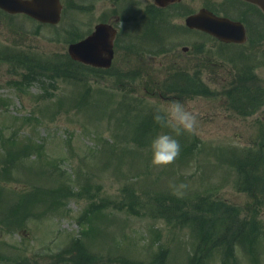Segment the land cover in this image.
I'll use <instances>...</instances> for the list:
<instances>
[{"label":"rangeland","instance_id":"1","mask_svg":"<svg viewBox=\"0 0 264 264\" xmlns=\"http://www.w3.org/2000/svg\"><path fill=\"white\" fill-rule=\"evenodd\" d=\"M92 1L63 0L66 15L57 27L0 11V264H150L165 250L164 264H188L199 242L193 225L155 218L153 207L138 205L136 211L142 214L126 209L132 200L147 199V191L168 189L178 198L211 191L212 200H224L235 208L236 225L252 217L261 225L256 250L237 245L234 255L224 259L227 250L221 244L211 249L203 264H223V260L224 264H264V186L256 187L254 193L246 190L236 167L225 160L230 150H235L237 158L247 156L255 142L252 138L264 126V74L248 81L253 86L251 82L257 80L253 94L261 93L252 110L256 111L239 115L229 107L224 73H207L210 95L186 94L178 100L146 94L140 81L127 79L121 71L95 74L71 65L68 46L72 40L65 41L66 30L74 41L90 33L95 18ZM97 2V7L107 6L104 0ZM198 3L194 0L192 10ZM188 12L184 9L174 18L185 23ZM171 36L165 41L167 47L178 42L175 33ZM232 55V49L224 50L226 65L234 64ZM175 58L168 52L145 54L141 64L150 71L160 70L165 78ZM132 62L119 58L115 65L127 73L135 65ZM71 69L75 75L69 74ZM248 91L243 86L235 88V93L246 96ZM173 101L197 116V133L175 136L156 124L149 128L147 144L138 146L132 140L136 116L149 115V119ZM160 133L174 135L180 154L166 167H152L150 143ZM196 138L199 144L187 150ZM35 145L41 147L35 149ZM260 146L256 154L264 153ZM10 154H14L11 160ZM36 154L42 156L36 158ZM72 175L78 179L76 186L69 184ZM126 186L136 191L135 199L130 190L124 191ZM95 199L105 207L82 224L81 215ZM19 200L35 213L26 219L25 230L16 218L8 219L9 209H5ZM222 210L225 216V207ZM75 238L83 239L85 247L73 244Z\"/></svg>","mask_w":264,"mask_h":264},{"label":"flooded vegetation","instance_id":"2","mask_svg":"<svg viewBox=\"0 0 264 264\" xmlns=\"http://www.w3.org/2000/svg\"><path fill=\"white\" fill-rule=\"evenodd\" d=\"M104 1L105 8L101 4L97 7V0L92 1L90 9L95 18L90 33L100 23L112 28L115 62L119 58L130 61L142 59L145 54L168 52L177 58L167 70L189 74L193 80L189 84L199 87L201 95L209 87L207 73H224L222 79H228L225 83L232 84L234 90L248 88V95H244L236 108L238 114H250L261 99L260 91L253 94L257 80L251 82L253 86L248 81L256 74H264V0H199L200 6L194 10V0ZM184 9L190 12L185 15V23H179L175 14ZM206 9L234 22V40L223 41L200 26L187 25L189 16ZM201 23L208 24V14ZM173 33L178 42L165 46ZM227 49L233 50L234 64L229 60L232 65H226L223 59Z\"/></svg>","mask_w":264,"mask_h":264},{"label":"trees","instance_id":"3","mask_svg":"<svg viewBox=\"0 0 264 264\" xmlns=\"http://www.w3.org/2000/svg\"><path fill=\"white\" fill-rule=\"evenodd\" d=\"M68 33L67 37H65V41L73 40V34ZM71 65H76L82 69L92 70L93 73H107L108 71L100 70L93 68L88 65H84L82 63L70 60ZM70 75H75L76 72L69 70ZM90 88L86 91L85 96H88ZM84 98H82L83 103ZM134 110V108H132ZM154 115H150L149 119H146L143 114L137 118L136 116V132L132 137V140L138 146H144L147 144L149 128H152L153 125H156L154 121ZM15 136V134H13ZM14 136L8 137L10 141H13ZM199 144V139H195L191 144H188L187 150L191 148H195L196 145ZM40 145H35L34 148H40ZM37 151V150H33ZM42 156L41 154H36L35 157L39 158ZM253 153L251 157H247V161L237 158L236 154L229 153L228 156L225 157L227 163L232 164L236 167V171L239 174V178L241 180V184H246L245 188L252 193L255 192V188L258 186H264V169H259V165L264 163V160L257 156L252 159ZM14 157V154H10L8 159ZM9 164L6 167L7 169L10 167ZM69 184L74 186L77 185L78 179L75 175L69 176L68 178ZM128 189L131 191V198L135 199L136 191L126 186L124 191ZM126 192V191H125ZM211 191H207L201 194H197L193 197H181L178 198L177 194L171 193V190L161 191V192H153L147 191L145 197L147 199L141 200L140 198L136 200L130 201L127 206V210L131 212L136 211L138 205L146 206L147 208L153 207L152 216L155 218H164L168 223L175 222L177 225H188L191 224L195 228L197 235L199 236V242L196 247V253L189 258L188 264H203V258L207 256V254L211 251L213 247L220 246L224 244V249L227 250L226 256L224 259H227L230 256L234 255V249L237 245H243L248 248L250 251L256 250V241L260 238L262 232L260 231L259 226H261L256 221V217H252L248 223H243L241 225H236L235 220L237 219V215L234 212L235 208L227 203L226 201H215L211 199ZM186 194V193H185ZM93 196L96 195L93 193ZM197 196H201L199 200L195 198ZM124 204V203H123ZM105 204L95 201L90 205V207L83 213L80 217V221L82 224H86L90 215L97 216L101 213V208H104ZM123 208L124 206L121 205ZM222 207H225L223 215ZM5 209H9V218H16L17 223L21 225L23 230L27 229V224L25 223L27 218L32 217L35 213L34 211H29L27 208V203L19 200L18 202H9ZM156 209V210H155ZM24 214V215H23ZM7 219V220H8ZM25 223V224H24ZM73 244H76L78 247L84 248L85 241L83 239L75 238L72 241ZM81 251V250H80ZM80 252L81 258L83 255ZM254 253V252H253ZM257 258V253H255ZM167 257V251H161L158 255L151 260L150 264H164ZM80 258V260H81ZM133 262V263H131ZM129 264H146L144 262H134L131 261ZM19 264H31L29 262ZM224 264V260H223ZM233 264H236L235 262Z\"/></svg>","mask_w":264,"mask_h":264},{"label":"water","instance_id":"4","mask_svg":"<svg viewBox=\"0 0 264 264\" xmlns=\"http://www.w3.org/2000/svg\"><path fill=\"white\" fill-rule=\"evenodd\" d=\"M0 7L11 13L23 12L41 22L55 24L61 19L63 4L61 0H0ZM209 18L205 26L207 30L222 39L232 40L234 38L231 21H223L212 13H209ZM198 21L196 17L193 20L189 18L188 24L197 25ZM113 34L112 28L108 25L99 24L94 34L71 43L69 53L72 58L84 63L109 67L113 58Z\"/></svg>","mask_w":264,"mask_h":264},{"label":"clouds","instance_id":"5","mask_svg":"<svg viewBox=\"0 0 264 264\" xmlns=\"http://www.w3.org/2000/svg\"><path fill=\"white\" fill-rule=\"evenodd\" d=\"M154 121L161 128L170 129L175 136L184 133L196 134L198 131L197 116L179 101L158 109L154 115ZM180 143L169 133H160L150 143V166L166 167L175 162L180 154ZM181 188L186 185H181Z\"/></svg>","mask_w":264,"mask_h":264}]
</instances>
